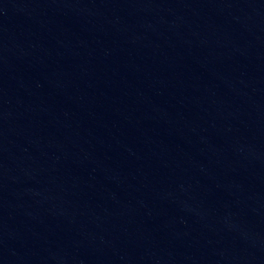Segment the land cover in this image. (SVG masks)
<instances>
[{
  "label": "water",
  "instance_id": "1",
  "mask_svg": "<svg viewBox=\"0 0 264 264\" xmlns=\"http://www.w3.org/2000/svg\"><path fill=\"white\" fill-rule=\"evenodd\" d=\"M0 264H264V0H0Z\"/></svg>",
  "mask_w": 264,
  "mask_h": 264
}]
</instances>
